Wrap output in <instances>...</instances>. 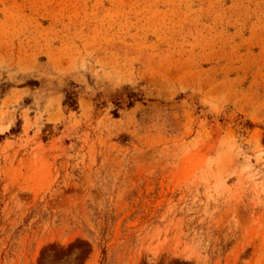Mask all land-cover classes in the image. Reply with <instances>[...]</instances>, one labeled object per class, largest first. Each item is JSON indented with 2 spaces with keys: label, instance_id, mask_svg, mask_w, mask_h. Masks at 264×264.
Wrapping results in <instances>:
<instances>
[{
  "label": "rangeland",
  "instance_id": "rangeland-1",
  "mask_svg": "<svg viewBox=\"0 0 264 264\" xmlns=\"http://www.w3.org/2000/svg\"><path fill=\"white\" fill-rule=\"evenodd\" d=\"M0 264H264V0H0Z\"/></svg>",
  "mask_w": 264,
  "mask_h": 264
}]
</instances>
